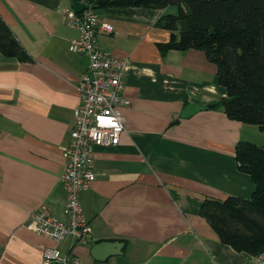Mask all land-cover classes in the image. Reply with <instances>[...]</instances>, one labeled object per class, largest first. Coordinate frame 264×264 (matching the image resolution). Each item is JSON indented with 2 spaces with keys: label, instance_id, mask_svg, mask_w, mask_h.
<instances>
[{
  "label": "crops",
  "instance_id": "crops-1",
  "mask_svg": "<svg viewBox=\"0 0 264 264\" xmlns=\"http://www.w3.org/2000/svg\"><path fill=\"white\" fill-rule=\"evenodd\" d=\"M72 3L0 0L1 17L32 57L0 52V264H42L46 246L80 264H247L253 255L223 243L201 206L207 197H251L255 184L239 169L236 145L260 144L263 132L208 107L226 90L204 51L161 54L158 43L171 32L157 22L177 14L176 5L97 9L114 25L111 34L98 32L99 49L128 57L133 68L123 83L130 105L121 141L95 147L96 179L80 194L93 239L72 245L71 237L55 241L28 227L42 206L67 220L63 148L89 65L72 48L79 31L64 22ZM108 240L122 242V254L95 259L92 247Z\"/></svg>",
  "mask_w": 264,
  "mask_h": 264
},
{
  "label": "trees",
  "instance_id": "trees-1",
  "mask_svg": "<svg viewBox=\"0 0 264 264\" xmlns=\"http://www.w3.org/2000/svg\"><path fill=\"white\" fill-rule=\"evenodd\" d=\"M84 7L176 5L178 13L160 17L157 24L170 30L158 43L162 55L170 50L197 49L217 66L218 83L226 96L210 105L222 107L231 119L264 130V0H71ZM0 52L31 61L12 29L0 15ZM235 159L255 184L249 198L207 197L201 214L220 240L253 256L264 253V145L240 140Z\"/></svg>",
  "mask_w": 264,
  "mask_h": 264
},
{
  "label": "built area",
  "instance_id": "built-area-1",
  "mask_svg": "<svg viewBox=\"0 0 264 264\" xmlns=\"http://www.w3.org/2000/svg\"><path fill=\"white\" fill-rule=\"evenodd\" d=\"M64 22L79 31L72 48L89 58V67L79 82L80 104L75 110L71 140L63 148L65 169L61 175L66 191L64 221L48 207L31 213L28 227L55 241L72 238V245L88 243L93 230L80 202V194L88 190L96 174L94 171L96 146H116L125 131L122 109L130 105L123 93L124 78L133 68L128 57H118L99 49V31L111 34L114 25L102 22L99 13L91 7L81 11L73 8L63 12ZM111 121V123H109ZM42 264H80L78 256L63 253L55 246L43 249ZM264 253L253 256L247 264H260Z\"/></svg>",
  "mask_w": 264,
  "mask_h": 264
},
{
  "label": "water",
  "instance_id": "water-1",
  "mask_svg": "<svg viewBox=\"0 0 264 264\" xmlns=\"http://www.w3.org/2000/svg\"><path fill=\"white\" fill-rule=\"evenodd\" d=\"M72 8L75 11H81L83 5L77 2L72 3ZM124 244L120 241H101L95 244L91 249L92 256L97 260H104L108 256L122 254Z\"/></svg>",
  "mask_w": 264,
  "mask_h": 264
},
{
  "label": "rangeland",
  "instance_id": "rangeland-1",
  "mask_svg": "<svg viewBox=\"0 0 264 264\" xmlns=\"http://www.w3.org/2000/svg\"><path fill=\"white\" fill-rule=\"evenodd\" d=\"M262 132H263V137H259L258 136L256 140L259 141V142H261L260 144H263L264 145V130ZM258 138H260V139H258Z\"/></svg>",
  "mask_w": 264,
  "mask_h": 264
},
{
  "label": "bare ground",
  "instance_id": "bare-ground-1",
  "mask_svg": "<svg viewBox=\"0 0 264 264\" xmlns=\"http://www.w3.org/2000/svg\"><path fill=\"white\" fill-rule=\"evenodd\" d=\"M83 8H84V6H83ZM114 32V31H113ZM88 67H89V65H88ZM88 70V69H87ZM97 147V146H96ZM95 149V148H94ZM95 152V151H94ZM94 166H95V162H94ZM95 171V170H94ZM96 174V173H95ZM91 225V224H90Z\"/></svg>",
  "mask_w": 264,
  "mask_h": 264
},
{
  "label": "snow or ice",
  "instance_id": "snow-or-ice-1",
  "mask_svg": "<svg viewBox=\"0 0 264 264\" xmlns=\"http://www.w3.org/2000/svg\"><path fill=\"white\" fill-rule=\"evenodd\" d=\"M109 123H111V121H109Z\"/></svg>",
  "mask_w": 264,
  "mask_h": 264
}]
</instances>
